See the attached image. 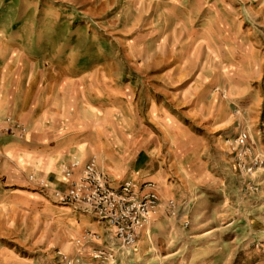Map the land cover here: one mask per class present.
Masks as SVG:
<instances>
[{"label": "rangeland", "instance_id": "rangeland-1", "mask_svg": "<svg viewBox=\"0 0 264 264\" xmlns=\"http://www.w3.org/2000/svg\"><path fill=\"white\" fill-rule=\"evenodd\" d=\"M91 158L164 202L118 264H264V0H0V264H95Z\"/></svg>", "mask_w": 264, "mask_h": 264}, {"label": "built area", "instance_id": "built-area-1", "mask_svg": "<svg viewBox=\"0 0 264 264\" xmlns=\"http://www.w3.org/2000/svg\"><path fill=\"white\" fill-rule=\"evenodd\" d=\"M247 140V134H242L238 144L245 147ZM65 178L68 188L55 194V203L86 214L104 227L103 236L86 231L77 241L79 247L96 246L91 253L95 264H118L120 257L138 243L140 235L162 213L164 202L153 182L128 180L114 188L92 158L83 164L77 160L71 163ZM165 205L169 212L176 209L173 200ZM64 261L72 264L68 258Z\"/></svg>", "mask_w": 264, "mask_h": 264}, {"label": "crops", "instance_id": "crops-1", "mask_svg": "<svg viewBox=\"0 0 264 264\" xmlns=\"http://www.w3.org/2000/svg\"><path fill=\"white\" fill-rule=\"evenodd\" d=\"M89 160V159H88ZM88 160H86V161H88ZM85 161V162H86ZM80 173H81V171H79L78 173H77V177L80 175ZM66 182V181H65ZM124 182H126V181H123L119 186H114L112 183V186L114 187V188H119V187H121L122 185H123V183ZM135 182H138V181H135ZM143 182H147V181H142V182H139V183H143ZM81 213V212H80ZM83 214V213H82ZM84 216H87L88 218H90V219H92L90 216H88V215H86V214H83ZM104 228V227H103ZM143 233H145V234H150V230L148 231V232H146V231H144ZM103 234H104V232H103Z\"/></svg>", "mask_w": 264, "mask_h": 264}]
</instances>
